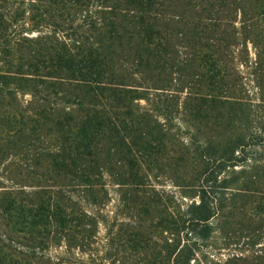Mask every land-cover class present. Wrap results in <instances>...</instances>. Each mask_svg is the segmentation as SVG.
Segmentation results:
<instances>
[{"label":"rangeland","instance_id":"rangeland-1","mask_svg":"<svg viewBox=\"0 0 264 264\" xmlns=\"http://www.w3.org/2000/svg\"><path fill=\"white\" fill-rule=\"evenodd\" d=\"M164 4L168 42L149 65H137L133 43L115 42L128 84L139 86L133 105L144 109L152 134L163 137L139 163L140 185L115 161L101 163L94 187L55 177L44 157L53 137L38 128L34 114L43 103L30 94L0 97V200L6 194L43 197L59 208L54 212L61 220H77L66 229L52 223L36 235L13 229L0 207V243L14 257L30 264H158L167 243L176 252L191 251L187 264H224L240 252L255 253L264 264V212L251 215L260 194L249 198L252 192L245 190L264 191V148L237 151L247 166L229 168L222 164L226 151L210 145L245 135L251 120L264 121V0ZM47 6L9 0L4 8L27 21L25 34L33 38L53 31L71 36V27L82 23L85 13L67 15ZM122 172L127 176L120 179ZM200 196L211 206L212 224H199L197 233L164 230L166 220L180 225L190 218ZM253 235L261 238L255 244L248 239Z\"/></svg>","mask_w":264,"mask_h":264},{"label":"trees","instance_id":"trees-1","mask_svg":"<svg viewBox=\"0 0 264 264\" xmlns=\"http://www.w3.org/2000/svg\"><path fill=\"white\" fill-rule=\"evenodd\" d=\"M7 1L0 0V97L3 100L13 99L18 93L30 94L33 101L43 103L34 114L38 128H44L53 137L52 148L44 154L48 169L55 177L79 180L85 187H94L96 180L102 178L101 163L115 161L122 170L130 169L128 180L134 186L140 185L139 163L147 152L161 145L163 137L152 134L144 109L133 105V101L140 99L139 86L128 84L129 74L122 70L115 42L126 39L133 43L137 65H149L148 60L168 42L162 30L168 14L164 0H34L67 15L85 13L80 18L81 25L77 22L71 27V36L53 31L52 35L36 38L25 34L27 21L13 17L4 8ZM187 1L191 7L202 3L210 6L213 0ZM89 31L94 34L78 35ZM249 122L245 135L210 144L226 151L228 156L222 163L226 167L247 166L248 159L236 157L237 151L264 148V121ZM125 176L122 172L120 179ZM245 190L252 192L249 198L259 192L260 197L252 200L251 207V215L259 218L264 212V191ZM200 197L201 203L193 207L190 218L180 225L166 220L164 230L171 226L197 233L199 224H212L211 206ZM0 207L13 229L18 227L20 232L25 229L36 235L46 234L52 223L66 229L77 221L61 220L54 212H60L59 208L55 209L43 197L24 200L6 194ZM248 239L255 244L261 238L253 235ZM176 248L166 243V254L158 264H187L191 251L180 253ZM257 259L255 253H232L224 264H258ZM0 264L30 263L14 257L1 241Z\"/></svg>","mask_w":264,"mask_h":264}]
</instances>
